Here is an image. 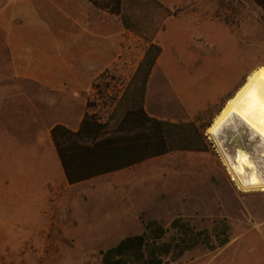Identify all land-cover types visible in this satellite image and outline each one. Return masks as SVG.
I'll return each instance as SVG.
<instances>
[{"label": "rangeland", "instance_id": "rangeland-1", "mask_svg": "<svg viewBox=\"0 0 264 264\" xmlns=\"http://www.w3.org/2000/svg\"><path fill=\"white\" fill-rule=\"evenodd\" d=\"M160 1L178 10L181 39L196 41L208 22V59L245 74L264 67V0ZM57 3L79 16L109 17L88 0ZM122 35L126 51L110 70L116 86L125 84L146 46L140 36ZM21 85L0 28V264H101L99 250L141 232L143 220L168 227L175 216L210 232L213 220L224 218L229 241L213 250L197 245L166 264H264V191L239 190L209 138L206 151L177 150L67 185L46 156V138L36 137L58 115L16 109L24 102L38 104L16 91ZM94 110L101 117L112 111ZM218 140L231 157L237 149L248 153L264 177V142L258 136L237 123L224 126Z\"/></svg>", "mask_w": 264, "mask_h": 264}, {"label": "crops", "instance_id": "crops-1", "mask_svg": "<svg viewBox=\"0 0 264 264\" xmlns=\"http://www.w3.org/2000/svg\"><path fill=\"white\" fill-rule=\"evenodd\" d=\"M107 13L109 17L102 20L72 13L57 0H0V28L4 33L13 77L22 83L20 90L16 91L23 93L31 103H38L35 107H27L24 102L15 108L44 109L47 114L58 115L45 127L41 126L43 129L39 128L42 130L36 137L46 138V156L50 157L49 161L55 160L60 177L67 185L131 169L168 154L146 158L73 183L65 176L50 135L52 126L59 123L76 131L84 115L95 113L94 109L132 108L127 106L128 83L148 43L128 80L116 88V84H112L115 76L110 70L126 51L122 33L138 35L127 30L118 15ZM178 20L175 16L167 17L164 29L157 33L161 52L148 75L141 107L147 116L158 120L194 123L202 133L203 142L207 143L208 123L248 74L228 62L208 59L207 21L206 33L195 37L196 41H188L179 35L181 26ZM33 89H37L36 94ZM92 97L96 102L91 100ZM107 117L108 114L101 120L105 121Z\"/></svg>", "mask_w": 264, "mask_h": 264}, {"label": "trees", "instance_id": "trees-1", "mask_svg": "<svg viewBox=\"0 0 264 264\" xmlns=\"http://www.w3.org/2000/svg\"><path fill=\"white\" fill-rule=\"evenodd\" d=\"M88 1L95 8L118 15L122 25L148 45L128 83L127 106L131 109H112L105 121L96 113H86L76 131L59 123L52 126L50 135L68 182L112 172L172 151H206L202 133L194 123L158 120L147 116L141 107L148 75L161 52L157 33L164 29V20L177 16L178 10L170 9L160 0ZM228 228L224 218L213 220L211 232L197 228L181 216L173 217L168 227L156 219H146L142 221L141 232L126 235L114 245L100 249V261L166 264L197 245L211 250L223 246L229 241Z\"/></svg>", "mask_w": 264, "mask_h": 264}, {"label": "bare ground", "instance_id": "bare-ground-1", "mask_svg": "<svg viewBox=\"0 0 264 264\" xmlns=\"http://www.w3.org/2000/svg\"><path fill=\"white\" fill-rule=\"evenodd\" d=\"M237 123L244 125L251 133L264 142V67L259 66L250 72L244 82L226 100L212 122L207 126L206 133L215 143L227 171L239 190L264 191V177L258 171L256 162L241 149H237L231 157L225 153L218 140L220 130L224 126Z\"/></svg>", "mask_w": 264, "mask_h": 264}, {"label": "built area", "instance_id": "built-area-1", "mask_svg": "<svg viewBox=\"0 0 264 264\" xmlns=\"http://www.w3.org/2000/svg\"><path fill=\"white\" fill-rule=\"evenodd\" d=\"M208 138L210 139V137L208 136ZM211 140V139H210ZM212 141V140H211Z\"/></svg>", "mask_w": 264, "mask_h": 264}]
</instances>
